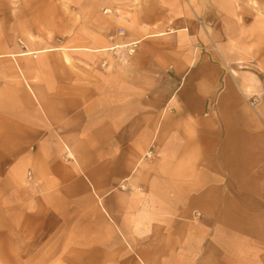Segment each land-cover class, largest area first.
<instances>
[{
  "label": "crops",
  "instance_id": "obj_1",
  "mask_svg": "<svg viewBox=\"0 0 264 264\" xmlns=\"http://www.w3.org/2000/svg\"><path fill=\"white\" fill-rule=\"evenodd\" d=\"M10 1L0 31L33 42L0 39V264H264V21L78 0L59 44L32 34L61 30L54 1Z\"/></svg>",
  "mask_w": 264,
  "mask_h": 264
},
{
  "label": "rangeland",
  "instance_id": "obj_2",
  "mask_svg": "<svg viewBox=\"0 0 264 264\" xmlns=\"http://www.w3.org/2000/svg\"><path fill=\"white\" fill-rule=\"evenodd\" d=\"M54 1L55 3V12H58V9H60L59 11V15H56L55 18H56V29H61V30H57V31H54L53 33H49V32H42V33H39V32H33L32 34L34 35H44L45 36H49L50 39H53L55 40V42L57 43H61V41L63 40V37H62V34H64V32L62 31V24L64 23L63 21V16H62V11L63 9L65 11L68 10V7L71 8V14H70V22L71 24L73 25L75 22H78L79 19H80V16L77 14L78 13V6L76 4H78V0H52ZM218 3H220V5L222 6L224 4V2H226V0H216ZM231 1V4L232 6H234L236 8V14L232 17H228L227 19H230L231 20V23H232V28H235L236 29V25L237 24H241V25H246V24H251L253 22V20L256 19H259V21H264V17L260 16V13H264V0H230ZM182 2L186 5V7L190 10L192 16L194 17L197 25L200 27V28H204V26H206V21L204 19H202V17H199L196 15L195 11L193 10V7H192V4L190 3L189 0H182ZM15 1H10V0H0V9H3V8H10V7H14L15 6ZM226 4V3H225ZM67 7V8H66ZM257 14V15H255ZM79 16V17H78ZM256 16V17H255ZM68 17V16H67ZM222 17V16H221ZM23 20H30V19H34L35 22H40V20L42 19H46L45 16H23L22 17ZM82 18V17H81ZM218 19H219V16H215V19H214V22L215 23H218ZM15 22V18L14 16L12 17H7V16H0V25H4L5 23H7L6 25V28H10V29H13V24ZM264 23V22H262ZM212 25V22L209 23V25ZM24 28L28 27V24H23ZM1 27V26H0ZM5 34L7 35V41L8 43L11 41L9 40L10 38H13L16 34L17 35V44L18 46H20L22 48L23 51H26L27 48H28V43L27 42H33V39H31V32L29 33H26L25 31L20 33H9V32H4V31H0V39L2 40V38L5 36ZM27 34V35H26ZM23 35V36H22ZM26 35V36H25ZM39 35V36H40ZM11 36V37H10ZM126 36V31L124 29H118L117 31H113L111 32L108 37H107V40L109 42H113L114 40L116 39H122ZM0 40V41H1ZM2 45V44H1ZM2 47V46H0ZM122 47V46H121ZM29 49V48H28ZM216 50V48H214ZM1 50V48H0ZM131 50H133V52H131ZM136 50V47H132V46H129V47H125V48H116V46H113L111 47L110 49L107 50L106 53H108L109 55H113L115 57H121L123 54L125 55H133L134 52ZM31 59L35 61V59L37 60L36 58V54H32L30 55ZM58 65H55L57 67H59L60 71H63L62 69V64H61V61L60 59L58 58V63H56ZM105 63H102L101 64V67H105L104 66ZM48 66H49V69L50 67H52L51 63H47V61H45L44 63L40 64L39 67H37L35 65V69H34V72L35 73H39L40 72L42 73H46L47 69H48ZM52 69V68H51ZM78 71V67H74V65L71 66V68H67L66 71ZM46 79H42L41 82H44L45 83ZM67 157L66 155L64 154L62 156V160H66ZM26 179L27 181L31 182L32 181V174L27 171L26 173ZM121 190H123L122 187H120Z\"/></svg>",
  "mask_w": 264,
  "mask_h": 264
},
{
  "label": "built area",
  "instance_id": "obj_3",
  "mask_svg": "<svg viewBox=\"0 0 264 264\" xmlns=\"http://www.w3.org/2000/svg\"><path fill=\"white\" fill-rule=\"evenodd\" d=\"M254 100L251 102V105H253L254 104ZM147 159H149L150 157H151V152H148L147 154H146V156H145Z\"/></svg>",
  "mask_w": 264,
  "mask_h": 264
},
{
  "label": "bare ground",
  "instance_id": "obj_4",
  "mask_svg": "<svg viewBox=\"0 0 264 264\" xmlns=\"http://www.w3.org/2000/svg\"><path fill=\"white\" fill-rule=\"evenodd\" d=\"M130 45H132V47H136V43H132V44H130ZM129 46V44L128 45H124L123 47H128ZM131 52H133V50H131ZM26 55L27 54H29V53H25Z\"/></svg>",
  "mask_w": 264,
  "mask_h": 264
}]
</instances>
